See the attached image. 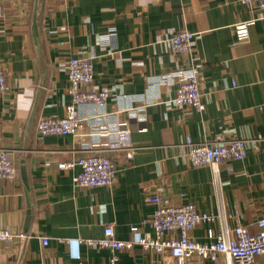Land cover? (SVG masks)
Instances as JSON below:
<instances>
[{
  "label": "crops",
  "instance_id": "0c3cea01",
  "mask_svg": "<svg viewBox=\"0 0 264 264\" xmlns=\"http://www.w3.org/2000/svg\"><path fill=\"white\" fill-rule=\"evenodd\" d=\"M0 66L7 87L0 94V148L8 151L18 177L0 180V228L32 238L23 247L0 242V264H108L112 252L79 240L155 237L156 206L145 192L163 185L172 205L193 204L216 221L192 236L208 242L245 226L259 233L264 218V18L239 0H19L2 2ZM195 35L192 52L179 54L170 39ZM94 63L93 89L107 91L102 106L81 107L89 119L90 146L115 162L110 187H76L75 162L85 142L41 136L43 118L63 117L72 102L66 63ZM202 68L203 111L173 104L180 70ZM95 119V120H94ZM97 123H94L96 122ZM220 139L248 141L247 156L194 168L184 143ZM132 145L129 161L120 148ZM49 238L43 246L40 238ZM69 242V243H68ZM119 264H175L169 251L145 252L135 245L119 252ZM189 264H213L195 256ZM217 264H230L223 259ZM256 264H264V257Z\"/></svg>",
  "mask_w": 264,
  "mask_h": 264
},
{
  "label": "built area",
  "instance_id": "2783aa9c",
  "mask_svg": "<svg viewBox=\"0 0 264 264\" xmlns=\"http://www.w3.org/2000/svg\"><path fill=\"white\" fill-rule=\"evenodd\" d=\"M19 0H0V19L3 16L2 2ZM245 6L257 7L263 13L264 0H239ZM195 35L188 31H180L171 39V47L174 52L188 54L192 52V43ZM67 75L70 81L69 93L72 102L67 106L63 117L43 118L37 126L38 133L43 136H73L78 142H85L86 148L82 150V156L75 162L60 164V168L68 169L78 166L80 171L74 178L76 187L95 188L110 187L115 182L116 164L101 148L90 146L88 135L84 133L87 114L82 115L81 107L90 105H104L110 93L93 89L95 74L94 63L88 58H72L66 63ZM178 75V89L173 104L178 107L191 108L203 111V94L201 91L202 68L192 65L187 69L170 74L169 79ZM7 87V76L0 66V94ZM95 120V119H94ZM94 123H97L94 122ZM186 157L194 168L213 167L219 172L220 165L232 160H243L247 156L248 141L244 139H220L213 142H193L187 138L184 143ZM126 152L127 160L134 159L135 149L128 144L120 148ZM18 177L11 154L0 148V180L13 181ZM147 201L156 206L152 215L151 225L155 231V237L141 236L138 227H132L134 238L129 241L117 239L112 226L106 227L104 236L98 240H79L90 247L98 246L108 249L112 256L108 264H119V252L131 250L135 245L141 246L145 252L163 254L169 251L175 264H189L195 256L202 261L217 264L225 259L230 264H256L257 260L264 257V218L257 221L259 233L252 234L245 226H237L233 230H226L217 237L213 229L208 230V242L202 243L196 240L192 233L199 226L211 225L216 221L213 214L199 212L193 204L172 205L165 201L163 185L152 184L145 192ZM32 238L24 232H12L0 228V242H9L23 248ZM45 247L49 244V238H40ZM69 243V242H68Z\"/></svg>",
  "mask_w": 264,
  "mask_h": 264
}]
</instances>
